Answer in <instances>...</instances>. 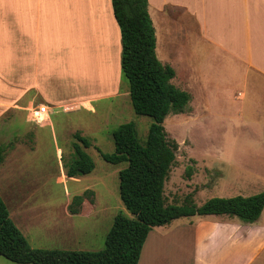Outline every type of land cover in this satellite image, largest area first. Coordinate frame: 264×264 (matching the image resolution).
Returning <instances> with one entry per match:
<instances>
[{
    "label": "crops",
    "instance_id": "crops-1",
    "mask_svg": "<svg viewBox=\"0 0 264 264\" xmlns=\"http://www.w3.org/2000/svg\"><path fill=\"white\" fill-rule=\"evenodd\" d=\"M148 13L156 56L174 69L172 80L178 77L190 102L194 88L220 91L233 84L249 88L251 100H264V0H148ZM81 39L106 53L112 84L83 97L62 96L66 86L80 90L75 59L65 67L61 55L77 53L73 45ZM120 55L111 0H0V88L7 81L13 110L25 109L30 121L29 110L38 105L50 112L63 105L75 111L105 98L129 96L128 88L121 90ZM245 96L241 91L240 97ZM192 111L189 107L186 113ZM50 120L48 111L43 122ZM92 190L98 207L92 216L99 218L90 216L81 228L90 233L83 241L100 231L106 234L113 219L106 222L107 207ZM148 249L152 256L145 260ZM0 264L12 261L0 256ZM137 264H264V208L251 223L226 215H192L154 226Z\"/></svg>",
    "mask_w": 264,
    "mask_h": 264
},
{
    "label": "rangeland",
    "instance_id": "rangeland-1",
    "mask_svg": "<svg viewBox=\"0 0 264 264\" xmlns=\"http://www.w3.org/2000/svg\"><path fill=\"white\" fill-rule=\"evenodd\" d=\"M73 46L77 53L61 56L65 67L75 59L79 68L78 81L75 80L80 90L66 86L62 96L83 97L86 91L101 92L103 89L99 87L111 85L112 73L105 63L106 53L102 50L98 53L96 46L91 48L83 39ZM177 82L178 77L172 80L179 88ZM126 88L128 83L122 77L121 90ZM241 91L246 92L243 98ZM193 92V100L190 102V95L184 110L169 111L163 121L168 138L178 144L175 162L164 184L166 203H181L189 193L196 205L213 196L257 193L264 185V100H251L250 89L237 84L220 91L203 92L194 88ZM206 100L208 106L204 105ZM68 102L67 105L72 104ZM189 107L193 110L191 115L186 113ZM13 108L6 81L0 88V147L3 148L0 196L11 219L31 247L100 250L105 232L94 234L93 240L83 241L90 233L87 228L81 230L98 209L93 206L92 189L97 191L99 203L107 207L106 222L120 211L133 216L118 193V171L126 163L105 161L97 148L104 153L113 152L112 130L129 121L134 122L137 137L144 142L152 118L136 114L129 96L124 95L105 98L82 110L74 111L73 106L64 105L48 110L51 120L41 123L28 120L25 109L15 112ZM75 132L90 140L91 145L85 151L95 167L89 174L68 178L65 165L75 156ZM83 192L86 199L80 212L69 213L67 207L72 197ZM170 228L173 229L172 226L166 229ZM150 256L148 249L144 259Z\"/></svg>",
    "mask_w": 264,
    "mask_h": 264
},
{
    "label": "trees",
    "instance_id": "trees-1",
    "mask_svg": "<svg viewBox=\"0 0 264 264\" xmlns=\"http://www.w3.org/2000/svg\"><path fill=\"white\" fill-rule=\"evenodd\" d=\"M120 30L121 76L128 83L133 111L152 118L147 137L140 142L132 121L111 132L114 150L100 152L112 164L126 163L118 171V193L133 217L117 212L100 250L34 248L16 226L0 196V256L18 264H137L144 241L154 226L192 215H226L243 222L256 221L264 208V190L250 195L213 196L193 203L189 193L181 203H166L164 184L175 162L178 144L167 136L163 121L169 111L181 112L190 95L172 82L175 71L161 63L155 53V31L148 13V0H111ZM74 158L65 165L67 177L89 174L95 167L85 151L90 140L75 132ZM3 148L0 147V161ZM187 176L190 172L187 171ZM86 193L74 195L71 214L80 212ZM91 204V200H90ZM77 205V207H75Z\"/></svg>",
    "mask_w": 264,
    "mask_h": 264
},
{
    "label": "built area",
    "instance_id": "built-area-1",
    "mask_svg": "<svg viewBox=\"0 0 264 264\" xmlns=\"http://www.w3.org/2000/svg\"><path fill=\"white\" fill-rule=\"evenodd\" d=\"M29 113H30L31 121H35V123H41L48 114V107L44 105L31 107Z\"/></svg>",
    "mask_w": 264,
    "mask_h": 264
}]
</instances>
